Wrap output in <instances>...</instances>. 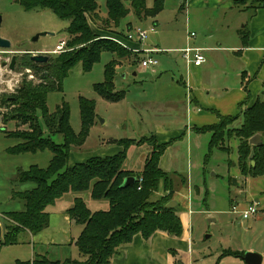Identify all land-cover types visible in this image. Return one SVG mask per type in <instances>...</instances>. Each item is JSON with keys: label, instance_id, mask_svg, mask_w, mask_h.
I'll return each instance as SVG.
<instances>
[{"label": "rangeland", "instance_id": "rangeland-1", "mask_svg": "<svg viewBox=\"0 0 264 264\" xmlns=\"http://www.w3.org/2000/svg\"><path fill=\"white\" fill-rule=\"evenodd\" d=\"M95 1L98 5L99 18L97 22L88 21L93 33L99 38L111 39L129 49L130 47L122 41V38L127 40L125 37L129 29L136 27L148 29L153 26L155 31L149 32L140 46L152 47L163 42L170 51L157 53L155 58L158 63L146 68L140 65V60L146 57L145 54H141L140 59L134 55L119 57L103 52L90 70L83 71L81 65L76 64L62 80L61 90L48 93L46 105L49 112H54L56 106L62 102L67 104L69 125L75 135L82 131L79 99L82 97L94 103V119L81 144L70 146L66 167L85 162L93 156H109L117 153L122 149L118 144L121 139H139L141 136L152 135L155 124L167 119V117L154 118L152 113L160 110L168 113L172 105L175 106L180 101L184 102L181 86L175 81L180 79L181 73L184 72L179 59L182 53L176 52L174 48L185 40L187 31L201 33L202 31L197 27L217 31L228 23L238 22L239 28H248L247 23L240 22L245 19L250 23L249 20L254 16L252 10L242 9L233 3L234 10L230 14L228 10L224 15L223 11L208 6V8L201 5L193 7L183 5L182 7V0H164L163 9L156 16L141 15L138 19L130 7V0H123L129 12L119 24L114 25L105 22V0ZM152 3L153 0H146L147 7H151ZM67 25V20L59 19L48 9L26 11L17 0H0V37L7 39L11 44L8 49L9 54L3 57L8 58L9 61L11 56L15 55L14 72L23 74L20 79L22 77L33 84L40 81L38 77L35 80H28V73L25 70L29 67L20 63L19 60L39 52L36 50H52L61 39L66 40ZM41 33L51 34L40 35ZM37 35L39 36L35 39ZM133 42L127 40L128 44ZM72 49L74 48L70 47L66 51ZM47 55L50 57L55 54L47 53ZM112 59L117 61L114 76L115 91L124 90L125 92V96L117 102L103 99L93 89L95 83L103 81L104 67ZM133 59L137 60L133 61ZM12 77L15 75L6 73L3 78ZM3 86L5 85L0 84L1 90ZM7 92L8 89L1 92L0 97ZM15 108L16 106L10 103L0 107V213L19 210L22 207L20 200L11 197V180L16 170L26 169L30 165L44 168L52 156L48 150L18 155L7 151L19 142L18 139L9 136L8 132L23 131L28 128L27 122L16 117ZM238 119L242 120L241 115ZM237 120L231 122L228 127L237 125L235 123ZM38 122L45 129L40 113H38ZM207 135L208 133L205 137ZM51 138L58 144L63 143L60 134L52 135ZM231 141L230 138L226 142L228 151L214 149L207 160H205L208 152L207 139L202 142V146L194 142L188 149L189 157H187V145L184 141L178 140L173 145L175 152L171 150L177 161L174 166L179 172V177L172 176L174 193L171 201L176 199L179 206L184 205L191 210L188 233L194 261L197 264H216V262L243 264L239 256H221V253L227 249H242L244 252L258 253L262 255V264H264V201L260 204L261 208L258 206L252 218L243 219L240 213L233 212V206L236 210H242L250 202L246 204V185L243 180L241 183L240 176L237 174V148L230 145ZM146 145L129 148L127 160L124 163L125 169L129 168L136 173L141 171L150 151L149 145ZM182 178H186L187 182H181ZM32 186L31 183H25L18 188L28 189ZM161 194L160 187L151 195L150 200L157 199ZM76 195L86 202L91 211L107 209L108 201L92 199L89 191L69 192L57 201V205L66 203L67 207L72 206ZM176 206L174 208H177ZM33 247L26 242L22 232L17 244L0 247V264H17L18 260L24 262L35 258L39 255V247L36 245ZM54 252L52 256H49L52 260L68 257L77 260L83 258L76 247H66L61 252ZM57 253H60L59 256H56Z\"/></svg>", "mask_w": 264, "mask_h": 264}, {"label": "trees", "instance_id": "trees-1", "mask_svg": "<svg viewBox=\"0 0 264 264\" xmlns=\"http://www.w3.org/2000/svg\"><path fill=\"white\" fill-rule=\"evenodd\" d=\"M17 2L26 11L48 9L59 19L67 20L66 48L74 49L52 55L45 63L33 62L30 55L21 58L20 63L31 68L40 81L33 84L22 79L15 92L0 97V107L6 103L16 106V117L28 123L26 130L8 132L9 136L18 139L19 142L7 151L18 155L48 150L52 154L44 168L30 165L26 169L16 170L11 180V197L20 200L22 207L19 210L0 213L3 229L0 247L17 244L22 232L39 233L48 226L47 207L55 204L69 192L85 191H89L92 199H106L108 208L91 211L84 200L76 196L72 206L67 209L69 218L82 226L75 242L78 252L83 256L82 260L71 258L62 261L50 260L46 256L37 255L29 261H17V264H109L111 258L117 254L118 248L130 243L136 234H140L146 240L158 230L180 236L182 223L177 208L166 207L174 193L172 176L175 173L165 172L159 167L160 157L170 142L158 144L153 135L139 139H121L118 144L122 150L118 153L110 156H93L85 162L66 167L70 146L81 144L94 119V103L82 97L79 99L82 131L78 135L70 128L69 109L65 102L57 105L54 112H49L46 105L48 93L61 90L62 80L76 64L79 63L83 71H88L103 52L119 57L134 55L140 59L143 53L122 47L111 39L99 38L93 33L88 20L97 22L99 18L95 0H17ZM163 2L164 0H153L152 6L147 7L146 0H130V7L138 19L141 15L154 17L163 9ZM233 4L254 13L264 8V0H233ZM105 7V22L114 25L119 24L129 12L123 0H105ZM238 32L245 42L248 37L247 29L244 27ZM116 66L115 59L109 61L104 67L103 81L93 86L100 97L110 102H117L125 96L124 90L115 91ZM38 113L43 119L45 129L38 122ZM240 115L241 124L237 127H228ZM240 115L221 117L218 124L197 129L198 132L210 133L205 160L214 149L228 151L227 140L236 138L239 142L237 167L240 174L244 177L262 176L264 94L241 110ZM55 134L62 136V144L52 140L51 136ZM256 134L262 137L263 142L251 145L249 139ZM143 144L149 145L151 150L145 158L142 170L136 173L125 169L124 163L129 146ZM126 177H134L135 181L126 187H120ZM25 183H31L33 186L28 189L18 188ZM160 187L162 194L157 199L150 200L151 195ZM243 253L227 249L221 256H240Z\"/></svg>", "mask_w": 264, "mask_h": 264}, {"label": "crops", "instance_id": "crops-1", "mask_svg": "<svg viewBox=\"0 0 264 264\" xmlns=\"http://www.w3.org/2000/svg\"><path fill=\"white\" fill-rule=\"evenodd\" d=\"M181 2L182 7L183 5L191 7L201 5L205 8L223 11L224 15L227 14L228 10L229 14L234 10L232 7L233 0H182ZM244 22L247 23L248 27L246 28L248 37L245 42L239 36L238 31L242 28H239L238 22L228 23L217 31H210L201 27H197L202 31L201 33L187 31L185 40L178 44L177 48H174L176 52L181 53L185 47H200L203 49L205 62L201 66L195 67L186 63L180 54L179 59H181L184 72L181 73L180 79H175V81L181 86L184 102L180 101L175 106L172 105V109L168 113L162 110L152 113L154 118L167 117L163 122L158 121L155 124L156 127L152 134L158 144L170 142L159 160L161 170L175 173L179 177V172L174 166L177 161L174 153H172L175 152L173 145L178 140L186 142L187 151L194 142L202 146L205 139L209 141L210 133L198 132L197 129L218 124L221 117H235L241 113L244 107L250 106L257 97L263 96L264 8L256 10L254 16L249 20L250 23L245 19H242L240 23ZM190 32L195 33V36L189 37ZM122 41L130 47L129 49L153 58L156 57L157 53L170 51V48H166L163 42L152 47H142L140 44L143 42L135 39L129 40L134 41L131 44H128L127 40L125 41L123 38ZM145 49L155 50V52L147 53L144 51ZM238 120L234 127L241 124L242 120ZM207 133L208 135L205 137ZM231 140L230 145L237 148L238 139L231 138ZM132 146L136 147V145H131L129 148ZM171 150L173 151L171 152ZM187 157H189V151ZM128 170L131 169L128 168ZM237 174L240 176L241 183L243 180L246 185V204L257 201L260 207L264 201V197H261L264 196V175L243 179L238 167ZM182 179L184 183L187 182L186 178ZM174 200L177 202L176 199ZM57 201L47 207L49 222L46 228L37 234H31L28 231L23 232L27 243L31 244L32 247L34 245L39 247V256H46L50 260L52 259L49 256H52L54 251L61 252L66 247H76L75 242L82 229L81 225L69 218L66 212L69 207L66 203L58 206ZM176 205L177 214L182 223L180 236H173L158 230L146 240L140 234H136L130 243L118 248L117 254L111 258L109 264H197L194 261L188 233L191 210L189 207L185 208L184 205L179 206L178 202ZM0 225L2 227V224ZM233 251L244 252L242 249ZM59 254L57 253L56 256ZM64 259L56 258L53 260L62 261Z\"/></svg>", "mask_w": 264, "mask_h": 264}, {"label": "built area", "instance_id": "built-area-1", "mask_svg": "<svg viewBox=\"0 0 264 264\" xmlns=\"http://www.w3.org/2000/svg\"><path fill=\"white\" fill-rule=\"evenodd\" d=\"M155 28L153 26L149 27L148 29H142L140 27L131 28L127 31L126 39L127 40H138L140 42H143L149 32H154ZM195 33L190 32L189 37H194ZM66 40L61 39L57 45L52 50L48 51H39L37 53H49V54H59L64 51H66ZM147 53L155 52V50H144ZM182 57L186 61V63L191 64L195 67L201 66L205 62V56L203 54V49L200 47H185L181 50ZM5 54H9L8 50L0 49V84L5 85L3 86V91L0 89V93L4 92L8 89L7 94L15 92V89L20 85V82L22 81V77L20 79V76H23V74L19 73L17 74L14 71H11L8 67L10 60L8 61V58H4L3 56ZM36 54V53H34ZM4 60V61H3ZM5 62V65H2V63ZM158 63V61L150 56H146L144 59L141 60L140 65L142 67H149L154 66ZM26 73H28V80H35L37 79V76L34 74V71L29 68L25 70ZM12 74L15 75V77L5 79L3 78L5 74ZM7 88V89H6ZM259 203L257 201H251L249 204L246 205V207L242 210H236L235 206H233V212L240 213V216L243 219H248L254 217L258 210Z\"/></svg>", "mask_w": 264, "mask_h": 264}, {"label": "water", "instance_id": "water-1", "mask_svg": "<svg viewBox=\"0 0 264 264\" xmlns=\"http://www.w3.org/2000/svg\"><path fill=\"white\" fill-rule=\"evenodd\" d=\"M44 34H51V33H41L40 35H44ZM38 36L39 35H37L35 39ZM10 47H11L10 41H8L5 38L0 37V49L8 50ZM30 59L36 63H45L48 61L49 57L45 53H36V54H31ZM15 63H16V58H15V55H13L11 56L10 62L8 65L11 71H14ZM2 65H5V62H3ZM262 142H263V139L259 134H256L249 139V143L251 145H259V144H262ZM253 163L254 162L252 161L251 164ZM134 181H135L134 177H126L123 179L120 187H126L130 185L131 183H133ZM175 206H176L175 201H170L166 205V207L168 208H174ZM1 236H2V229L0 225V241H1ZM239 258L243 261L244 264H262V255L255 253V252H249V251L244 252L242 255L239 256Z\"/></svg>", "mask_w": 264, "mask_h": 264}]
</instances>
